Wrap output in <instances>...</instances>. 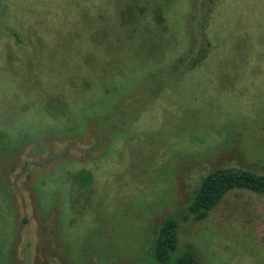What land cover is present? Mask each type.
<instances>
[{"label": "rangeland", "instance_id": "374dc122", "mask_svg": "<svg viewBox=\"0 0 264 264\" xmlns=\"http://www.w3.org/2000/svg\"><path fill=\"white\" fill-rule=\"evenodd\" d=\"M222 167L264 175V0H0V264H158L170 218L264 264V194L184 218Z\"/></svg>", "mask_w": 264, "mask_h": 264}, {"label": "trees", "instance_id": "16d2710c", "mask_svg": "<svg viewBox=\"0 0 264 264\" xmlns=\"http://www.w3.org/2000/svg\"><path fill=\"white\" fill-rule=\"evenodd\" d=\"M131 7L136 9L134 5ZM162 9H159L161 14L158 15L160 24L164 19V9ZM137 10L138 14H147L144 8H138ZM91 184L92 175L89 172L74 173L72 181L69 183L75 189H86ZM238 190L264 194V175L236 167H222L209 172L203 177L195 195L188 203L184 215L185 220H204L227 194ZM178 228L177 221L171 218L159 227L153 245L154 258L158 264H197L196 255L193 251L187 250L176 255L178 250Z\"/></svg>", "mask_w": 264, "mask_h": 264}]
</instances>
